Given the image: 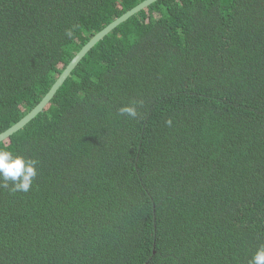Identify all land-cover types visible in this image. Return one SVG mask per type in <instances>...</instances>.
Here are the masks:
<instances>
[{
	"label": "trees",
	"instance_id": "trees-1",
	"mask_svg": "<svg viewBox=\"0 0 264 264\" xmlns=\"http://www.w3.org/2000/svg\"><path fill=\"white\" fill-rule=\"evenodd\" d=\"M142 1L0 0V133ZM0 149L39 161L30 191L0 188V264H248L264 245V0L152 3Z\"/></svg>",
	"mask_w": 264,
	"mask_h": 264
},
{
	"label": "clouds",
	"instance_id": "clouds-1",
	"mask_svg": "<svg viewBox=\"0 0 264 264\" xmlns=\"http://www.w3.org/2000/svg\"><path fill=\"white\" fill-rule=\"evenodd\" d=\"M77 27L78 25H73L65 29V37L73 39ZM139 104H142V101L137 100L123 105L118 109V114L135 119L138 116ZM165 123L171 126L172 121L169 119ZM38 164L37 159L14 155L9 150L0 149V188H6L12 193L30 191L38 175ZM248 264H264V245L257 248Z\"/></svg>",
	"mask_w": 264,
	"mask_h": 264
},
{
	"label": "water",
	"instance_id": "water-1",
	"mask_svg": "<svg viewBox=\"0 0 264 264\" xmlns=\"http://www.w3.org/2000/svg\"><path fill=\"white\" fill-rule=\"evenodd\" d=\"M158 0H144L140 4L136 5L132 9L125 12L122 16L108 24L104 27L100 32L94 35L82 48L81 50L74 56V58L69 62V64L65 67L62 73L59 75L57 80L53 83L49 91L44 95L41 101L23 118H21L18 122H16L13 126L6 129L5 131L0 133V142L5 139L11 137L22 128H24L31 120H33L53 99L59 88L63 85L66 79L69 77L71 72L76 68L78 63L82 60V58L106 35H108L112 30H114L117 26L127 21L129 18L137 14L142 9L148 7L152 3Z\"/></svg>",
	"mask_w": 264,
	"mask_h": 264
}]
</instances>
